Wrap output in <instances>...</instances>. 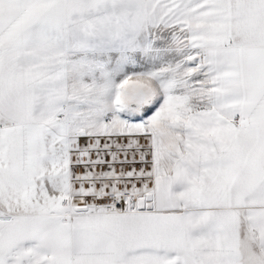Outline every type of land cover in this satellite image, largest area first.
I'll return each instance as SVG.
<instances>
[{
    "label": "snow or ice",
    "instance_id": "obj_1",
    "mask_svg": "<svg viewBox=\"0 0 264 264\" xmlns=\"http://www.w3.org/2000/svg\"><path fill=\"white\" fill-rule=\"evenodd\" d=\"M0 264H264V0H0Z\"/></svg>",
    "mask_w": 264,
    "mask_h": 264
}]
</instances>
